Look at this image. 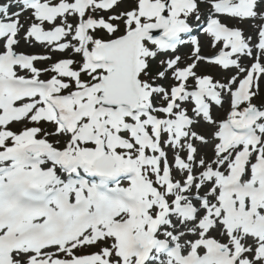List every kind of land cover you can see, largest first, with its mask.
Instances as JSON below:
<instances>
[{"label": "snow or ice", "instance_id": "snow-or-ice-1", "mask_svg": "<svg viewBox=\"0 0 264 264\" xmlns=\"http://www.w3.org/2000/svg\"><path fill=\"white\" fill-rule=\"evenodd\" d=\"M0 264H264V0H0Z\"/></svg>", "mask_w": 264, "mask_h": 264}]
</instances>
